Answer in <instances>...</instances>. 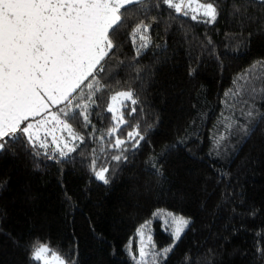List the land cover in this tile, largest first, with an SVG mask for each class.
<instances>
[{"label":"trees","instance_id":"1","mask_svg":"<svg viewBox=\"0 0 264 264\" xmlns=\"http://www.w3.org/2000/svg\"><path fill=\"white\" fill-rule=\"evenodd\" d=\"M157 2L146 0L148 11L133 6L112 37L118 47L102 76L109 90L92 117L97 129H109L108 97L131 89L136 112L124 115L144 140L128 146L126 161L110 163L118 151L101 154L79 121L70 122L86 143L67 158L10 143L0 152V264H34L36 239L75 264H134L126 246L137 248L138 226L157 209L191 221L163 264H264V120L257 116L247 136L229 131L228 120L245 124L246 105L225 106L237 77L254 68L264 75V4L213 0L219 16L205 24ZM141 20L151 24V45L134 59L128 34ZM255 107L264 113V99ZM93 148L97 168H110L107 184L90 170ZM151 227L158 247L173 243L158 221Z\"/></svg>","mask_w":264,"mask_h":264},{"label":"snow or ice","instance_id":"2","mask_svg":"<svg viewBox=\"0 0 264 264\" xmlns=\"http://www.w3.org/2000/svg\"><path fill=\"white\" fill-rule=\"evenodd\" d=\"M258 2L264 4V0ZM161 4L200 23L214 24L219 16L213 0H158L153 6L158 9ZM145 5L146 0H0V152L12 143L23 144L33 154L49 159L67 158L86 143V137L70 122L79 121L84 129H91L87 139L99 145L101 154L108 149L118 151L107 157L109 163L127 160L128 146L136 149L144 140L140 125L129 124L124 115L125 109L130 116L136 112L134 92L121 90L108 97L104 111L113 123L106 131L97 129L92 117L99 115V94L109 90L102 76L118 47L112 37L124 26L133 6L150 10ZM150 30L151 24L141 20L128 34L134 59L151 45ZM259 71L264 72V68ZM257 81L262 82L259 87ZM234 84L235 89L225 93L232 102L226 99L225 106L246 105V110L241 109L245 124H233L226 117V128H237L247 136L257 116L264 120V113L255 107L257 99H264V75L256 74L254 68L237 77ZM127 127L132 130L121 138L118 133ZM224 139L220 135L216 143ZM96 153L97 148H93L90 170L107 184L110 168H97L100 157ZM151 168L160 171L155 164ZM154 220L172 237L171 245L157 246L151 227ZM190 223L182 215L155 210L152 219L137 228L136 250H132L131 240L126 246L130 258L134 264H163ZM29 251L34 264H75L39 239L29 245Z\"/></svg>","mask_w":264,"mask_h":264},{"label":"rangeland","instance_id":"3","mask_svg":"<svg viewBox=\"0 0 264 264\" xmlns=\"http://www.w3.org/2000/svg\"><path fill=\"white\" fill-rule=\"evenodd\" d=\"M113 94H114V93H113ZM50 151H51V149H50ZM184 217H185V216H184ZM186 218H187V217H186ZM188 219H189V218H188ZM132 250L135 251V250H136V247H133V246H132Z\"/></svg>","mask_w":264,"mask_h":264}]
</instances>
